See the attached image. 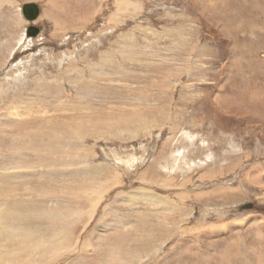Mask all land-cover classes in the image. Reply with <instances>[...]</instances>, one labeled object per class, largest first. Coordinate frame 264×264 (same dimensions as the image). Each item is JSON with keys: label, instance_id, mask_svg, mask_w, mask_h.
<instances>
[{"label": "rangeland", "instance_id": "1", "mask_svg": "<svg viewBox=\"0 0 264 264\" xmlns=\"http://www.w3.org/2000/svg\"><path fill=\"white\" fill-rule=\"evenodd\" d=\"M13 103L34 113L0 126V208L45 238L67 212L80 245L44 263L2 236L14 264H264V0H0Z\"/></svg>", "mask_w": 264, "mask_h": 264}, {"label": "bare ground", "instance_id": "2", "mask_svg": "<svg viewBox=\"0 0 264 264\" xmlns=\"http://www.w3.org/2000/svg\"><path fill=\"white\" fill-rule=\"evenodd\" d=\"M124 2H126V0H123ZM55 2L53 1L52 2V4H54ZM259 3V2H258ZM38 7H39V5H38ZM22 15H23V12H22ZM48 15V14H47ZM24 16V15H23ZM39 16H40V13H39ZM252 27V26H251ZM26 30V29H25ZM26 33V32H25ZM24 33V34H25ZM26 35V34H25ZM39 35V34H38ZM27 36V35H26ZM23 39H24V36H23ZM23 39H22V41H23ZM22 41H19L20 43H19V45H22V44H24V42H22ZM30 41H32V39H29L28 40V42H30ZM29 44V43H28ZM162 61V60H161ZM88 84H89V82H88ZM89 85H91V83L89 84ZM146 92V91H145ZM88 94V93H87ZM93 94V93H92ZM89 95V94H88ZM91 95V94H90ZM30 97V96H29ZM28 97V98H29ZM80 99H81V103H84V101H89V98H91V97H89V98H87V99H85L84 100V98H82V96H80L79 97ZM14 105H16V106H11L10 108H9V110H7V113H5V114H7L6 115V117L4 118V114L0 117V126H1V124H5V123H10L11 121H14V120H17L18 119V115H20V114H22L23 113V115H24V113L26 114V113H30L31 114V112H30V110L29 109H27V108H25L24 109V106H22V105H20V104H16V103H13ZM90 105V104H89ZM89 105H85V104H82L81 106H83L84 108L85 107H87V106H89ZM69 106V105H68ZM28 107V106H27ZM32 111V110H31ZM77 111V110H76ZM33 112V111H32ZM34 113V112H33ZM22 116V115H21ZM26 116V115H25ZM20 117V116H19ZM24 117V116H23ZM22 117V118H23ZM92 116L91 115H88L87 116V119H91L92 120V118H91ZM4 118V119H3ZM62 118V117H61ZM98 120H100L99 122L100 123H102L101 121H103L101 118L100 119H98ZM97 124H99V123H97ZM10 125V124H9ZM4 126H6V125H4ZM11 126H12V123H11ZM8 127V126H7ZM76 127H78V126H76ZM93 131H95V132H98V133H101V134H105V126H103V127H101V126H99V125H97V127L96 128H93ZM36 132V131H35ZM32 133V132H31ZM31 135V134H30ZM1 139V138H0ZM26 140H27V138H24V140L22 139V140H20V143L21 144H26L27 142H26ZM17 141H19V140H17ZM22 141V142H21ZM37 141V140H36ZM15 142V141H14ZM30 143H32V142H30ZM15 144H16V142H15ZM28 144V143H27ZM26 144V145H27ZM33 144V143H32ZM31 144V145H32ZM23 146V145H22ZM34 146V145H33ZM30 147V146H29ZM19 151V150H18ZM30 151V150H29ZM10 153H12V152H10ZM3 154H5V153H3ZM24 153H20V154H13V157L15 156V157H21L22 158V156H24L23 155ZM11 155V154H10ZM17 155V156H16ZM8 155H4L3 157H7ZM12 157V156H11ZM17 157V158H18ZM3 159V158H2ZM10 159V158H9ZM12 159V158H11ZM20 159V158H19ZM66 159L69 161V163H70V165H72V164H75L76 162H78L77 163V165L79 164V161H76L75 160V157H72L71 155H67V157H66ZM65 159V160H66ZM5 160H7V159H4V161ZM57 160H58V158L56 157V162H57ZM74 160L76 161V162H74ZM19 161V160H18ZM60 161L61 160H58V163H60ZM81 161V160H80ZM84 161V160H83ZM2 162V161H1ZM7 162V161H6ZM20 162V161H19ZM58 163H56V164H58ZM81 163V162H80ZM9 164V163H8ZM11 164V163H10ZM37 164V163H36ZM3 166H4V163H3ZM10 166V165H9ZM0 167H1V165H0ZM17 167H19V168H25V167H27V165L25 164V161H22L21 163H19L18 165H17ZM14 168V167H13ZM12 168V169H13ZM85 168V167H84ZM89 168H91V167H89ZM9 169V168H8ZM93 169V168H92ZM97 169V168H96ZM79 170V169H78ZM85 171H87V172H90L89 171V169L88 168H85L84 169ZM8 172V171H7ZM49 172H52V173H56L57 172V170L56 169H51ZM93 172V171H92ZM5 174V173H4ZM84 174V173H83ZM2 176H0V178H1ZM8 177V176H7ZM2 180H4V179H2ZM2 180H0V181H2ZM7 180V179H6ZM68 182V181H67ZM74 182V181H73ZM80 182V181H79ZM66 183V182H65ZM73 184V186L76 188V190H79L78 188H84V187H87V182H83V183H72ZM90 184V183H89ZM65 185V184H64ZM49 187V186H48ZM69 187H70V185H69ZM71 189H72V187H71ZM74 189V188H73ZM99 189V188H98ZM61 190H63V189H61ZM101 190L102 191H104V189H103V187L101 186ZM86 191V190H85ZM87 192H89V191H87ZM59 193V192H58ZM63 193V192H62ZM103 198H101L100 200H102ZM52 204H54V203H52ZM15 205V209L12 207V206H10L12 209H10L9 211H6L5 209L3 210L2 208H0V238L2 237V236H7L8 238H11L10 239V243H13V239H15L16 238V240H18V239H20V236L22 235V234H24L23 235V243L21 242V240H19V243L20 244H22V245H20V246H22L21 248L22 249H24L26 252H29V251H31V250H34L35 251V256L36 257H39V259L41 258V259H44V260H48V261H45L44 263H47V262H49L50 260H53V261H55V259H57V257L58 256H61V255H65L66 253L67 254H70L72 251H74V250H76L78 247H80V245L79 244H77V242L79 243V241H76V243H75V240L73 239V235H74V232H71V231H67V229L65 228V229H63V221L62 220H66L68 217H69V214L67 213V212H56V211H53L52 213H50V214H48V218L50 217V220L52 221V222H55L56 224H53L52 223V226H56V227H54V230L52 231V236L51 237H48V238H45V237H42V234H40V233H38V232H36L33 228L32 229H28V228H26V230L27 231H20L19 232V230H18V228H17V230H16V228H15V226L17 227V225L16 224H18L20 221V219L21 218H16V217H14V215L17 213V212H21L20 214H22V211L21 210H19V208L18 209H16V207H17V205L16 204H14ZM50 206H54V205H50ZM1 207V206H0ZM18 207H20V206H18ZM39 208V207H38ZM47 208H49V207H47ZM47 210V209H46ZM41 211V210H40ZM89 212H93V211H91V209H90V211ZM35 213V212H34ZM42 213H46L45 211L44 212H42ZM19 215V214H18ZM17 215V216H18ZM81 215H83V212L81 211V210H76V213H75V215L74 214H72L71 216V218H72V220L73 221H78V220H80V219H82V217H81ZM35 216V215H34ZM36 217V216H35ZM45 217V216H44ZM24 220H26V221H29V215H24ZM39 218H41L40 216H39ZM37 219V218H36ZM41 219H43V218H41ZM44 220V219H43ZM7 221H10V223H7ZM32 221V220H31ZM50 221V222H51ZM61 224V226L59 227V225ZM24 225V224H23ZM18 226H19V224H18ZM26 226H28V224H26ZM46 226V225H45ZM48 227V226H47ZM58 227V228H57ZM1 228H4L3 230H1ZM25 228V227H24ZM48 228H50V227H48ZM71 228H73V225L71 226ZM116 227H114V229H115ZM106 229V228H105ZM122 235V234H121ZM259 239V238H258ZM101 240H103V239H101ZM106 240V239H105ZM81 241V240H80ZM105 242V241H104ZM263 242V241H262ZM73 243H75L74 244V246L75 247H73L72 245H73ZM89 245V244H88ZM2 245L0 244V247H1ZM147 246H149V244L147 245ZM137 247V246H136ZM147 248V247H146ZM129 249V248H128ZM133 249H139L138 247L137 248H133ZM142 249V247L140 248V250ZM1 250H2V248H1ZM66 250H68V251H66ZM62 251V252H61ZM139 251V250H138ZM18 252V251H17ZM120 252L121 253H124V252H126L125 251V249H122V250H120ZM134 253H137V251L135 250L134 251ZM14 256V255H13ZM55 256H57L56 258H54ZM12 258H15V257H8L7 256V254L6 255H4L3 253H2V251H0V264H4V262H8V264H14L15 262H12L10 259H12ZM18 259L20 258V257H17ZM17 258H16V260H17ZM48 258V259H47ZM53 258V259H52ZM20 260V259H19ZM24 260V259H23ZM222 260V259H221ZM24 261H26V260H24ZM35 261V260H34ZM37 261V260H36ZM18 262V261H17ZM20 262V261H19ZM27 262V261H26ZM22 263V262H21ZM32 263V262H31ZM34 263H36V262H34ZM52 264V263H51Z\"/></svg>", "mask_w": 264, "mask_h": 264}, {"label": "water", "instance_id": "3", "mask_svg": "<svg viewBox=\"0 0 264 264\" xmlns=\"http://www.w3.org/2000/svg\"><path fill=\"white\" fill-rule=\"evenodd\" d=\"M22 12H23L24 17L27 20L34 21L35 19L39 17L40 9L36 3H25L22 6ZM26 32H27L26 35L28 37L31 35L35 36L39 32V28L36 26H32V27L27 28ZM247 207H250V206H247Z\"/></svg>", "mask_w": 264, "mask_h": 264}, {"label": "crops", "instance_id": "4", "mask_svg": "<svg viewBox=\"0 0 264 264\" xmlns=\"http://www.w3.org/2000/svg\"><path fill=\"white\" fill-rule=\"evenodd\" d=\"M25 32H26V30H25ZM26 36V35H25ZM32 39V38H31Z\"/></svg>", "mask_w": 264, "mask_h": 264}]
</instances>
